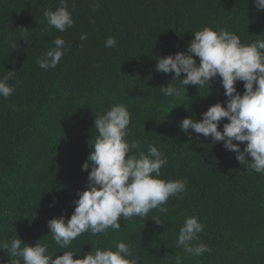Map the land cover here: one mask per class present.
<instances>
[{
    "label": "trees",
    "instance_id": "obj_1",
    "mask_svg": "<svg viewBox=\"0 0 264 264\" xmlns=\"http://www.w3.org/2000/svg\"><path fill=\"white\" fill-rule=\"evenodd\" d=\"M96 3L67 0L68 10L75 8L74 23L60 32L44 15L59 8L60 0H0V78L13 71L8 83L15 87L11 96H0V243L20 238L31 246L47 244L57 255L74 251L78 259L93 247L115 251L124 242L140 264H175L177 256L182 264H264V174L246 170L222 142L179 126L186 117L199 121L217 102L224 106L220 78L208 90L184 89L177 81L178 94L166 97L160 87L173 74L156 70L157 58L186 52L193 33L205 26L233 32L242 43L264 39V10L254 0ZM81 34L87 39L81 41ZM57 37L68 50L55 69H41L37 57ZM108 37L117 45L106 48ZM235 87L243 94L242 81ZM116 104L131 114L125 139L140 141L138 151L145 154L149 145L157 146L168 158L159 178L186 181V191L169 197L166 212L121 218L119 230L85 232L60 248L47 221L70 219L87 183L81 165L98 135L94 119ZM227 122L222 119L218 130ZM233 143L241 151L246 144ZM191 216L204 226L194 243L211 248L201 256L176 247L179 229ZM10 258L0 249V264H10Z\"/></svg>",
    "mask_w": 264,
    "mask_h": 264
},
{
    "label": "clouds",
    "instance_id": "obj_2",
    "mask_svg": "<svg viewBox=\"0 0 264 264\" xmlns=\"http://www.w3.org/2000/svg\"><path fill=\"white\" fill-rule=\"evenodd\" d=\"M60 4L54 11L46 10L44 15L50 27L64 32L73 26L75 8L69 11L67 0H60ZM254 4L258 11L264 10V0H254ZM96 6H99L98 0ZM193 37L186 52L157 58L156 70L173 74L172 82L160 87V91L166 97L178 94L177 81L183 88L196 85L206 86L208 90L211 82L219 77L227 98L224 106L220 102L210 106L199 121L184 118L180 129L185 133L191 129L213 142H222L226 150L236 154L237 161L245 165L246 170L264 174V39L242 43L237 34L208 26L193 33ZM79 39L86 40L87 34H81ZM53 44L54 47L37 57L41 69H55L68 50L63 38H55ZM116 45L115 37L105 41L106 48ZM194 56L199 58V64ZM7 73L0 78V96L4 98L15 92V87L8 83L14 72ZM181 73L185 74L182 79ZM238 81L243 82V94L235 87ZM224 118L228 122L223 124L222 131L218 130ZM130 120V111L124 104H116L95 117L94 128L98 135L81 165L82 171L88 172L85 189L79 191L78 199L73 201L75 207L70 219L65 221V217L60 216L47 221L52 238L60 248L68 247L85 232L96 236L107 235L109 229L119 230L121 218H144L152 209L166 212L169 197L186 191V181L159 178L168 158L157 146L149 145L145 154L138 151L140 141L129 143L125 139ZM233 141L246 142L243 151ZM153 220L162 226L158 219ZM203 227L198 217H187L179 229L176 247L196 256L211 252L205 243H194ZM48 247L39 243L31 246L20 238L10 244L0 243V249L10 253V264H21V260L23 264H140L132 245L124 242H119L115 251L93 247L78 259H73L77 256L74 251L57 255L49 253ZM175 264H182L181 257H176Z\"/></svg>",
    "mask_w": 264,
    "mask_h": 264
}]
</instances>
